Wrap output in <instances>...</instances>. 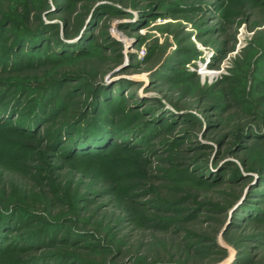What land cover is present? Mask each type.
Instances as JSON below:
<instances>
[{
  "label": "rangeland",
  "instance_id": "374dc122",
  "mask_svg": "<svg viewBox=\"0 0 264 264\" xmlns=\"http://www.w3.org/2000/svg\"><path fill=\"white\" fill-rule=\"evenodd\" d=\"M84 4L0 0V264H264V0Z\"/></svg>",
  "mask_w": 264,
  "mask_h": 264
},
{
  "label": "trees",
  "instance_id": "16d2710c",
  "mask_svg": "<svg viewBox=\"0 0 264 264\" xmlns=\"http://www.w3.org/2000/svg\"><path fill=\"white\" fill-rule=\"evenodd\" d=\"M93 0H84V5L85 7H88L90 2ZM102 65L96 64V63H90V62H81L78 63L77 65L73 66L72 68H69L68 70H63L60 71V73H57V77H64V78H79V75H82L83 78L85 79H93L95 78L96 74L99 72L101 69ZM80 99L74 103V108L71 110L69 116H67L65 122L61 125L59 131H67L70 129H77V125L81 123L83 120L84 114L89 110L90 108V102H88V105H83L81 104ZM238 123V122H237ZM240 124H233L231 126V129L236 132L240 130L239 127ZM79 153H76V156L79 157ZM86 156V155H83Z\"/></svg>",
  "mask_w": 264,
  "mask_h": 264
}]
</instances>
